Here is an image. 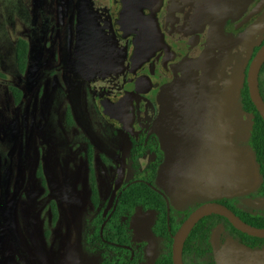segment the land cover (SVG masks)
I'll use <instances>...</instances> for the list:
<instances>
[{
	"label": "rangeland",
	"instance_id": "rangeland-1",
	"mask_svg": "<svg viewBox=\"0 0 264 264\" xmlns=\"http://www.w3.org/2000/svg\"><path fill=\"white\" fill-rule=\"evenodd\" d=\"M258 1L212 0L211 8L235 20ZM109 7L110 0H0V264H104L85 251V232L98 212L90 202L87 144L103 206L127 136L104 118L100 98L128 91L133 52L130 42L110 34ZM209 20L207 33L214 31L205 54L211 65L203 71L201 64L183 63L171 77L161 71L164 77L151 79L154 89L138 99L143 112L136 132L143 128L159 140L164 162L155 188L170 207L191 214L207 203L240 198L238 209L255 217L264 211V199L244 198L256 192L261 176L239 92L251 51L264 39V10L232 39L221 36L220 22ZM19 39L29 49L22 75L15 64ZM10 88L21 93L18 105ZM154 159L148 154L140 167ZM127 179L126 170L123 185ZM154 220L152 213L135 211L132 241L123 246L135 251L132 264H154L164 252L151 233ZM213 247L216 264H264V243L246 249L221 225ZM113 254L121 258L109 264L131 259Z\"/></svg>",
	"mask_w": 264,
	"mask_h": 264
},
{
	"label": "trees",
	"instance_id": "trees-1",
	"mask_svg": "<svg viewBox=\"0 0 264 264\" xmlns=\"http://www.w3.org/2000/svg\"><path fill=\"white\" fill-rule=\"evenodd\" d=\"M262 45H264V39L254 49L248 61L244 72V81L239 92L241 111L245 115H248L251 121L248 147L253 153L259 175L261 176V183L256 192L244 197L250 200L264 199V122L252 104L246 86V73L249 64ZM28 51L27 42L19 39L15 47V64L18 73L21 75L25 73L27 68ZM0 79H5L1 72ZM258 87L260 96L264 102V66L259 74ZM10 92L15 100V104L18 105L21 93L16 88H10ZM66 115L67 123L69 124L71 122L70 111H67ZM125 135L127 136L124 145L127 150L126 170L128 172V182L121 188V195L118 199L116 209L113 211L112 207L108 213V215L110 213L112 214L104 226L102 237L100 236V229L106 220V218H103V212L108 201L103 206L101 205L93 167V147L87 144L86 161L90 185V202L94 210L98 212L94 216L95 220L87 227L85 232V251L90 256H99L100 261L103 260L104 264H109L108 260L116 262L120 260V255L113 254L114 250H118L125 252L128 256H125V258L127 257L128 261L131 257V251L123 246L128 245L132 241L130 223L135 211L140 209L143 212L155 215L151 233L156 239L162 241L164 245V252L157 257L154 264H172V236L190 213L184 214V212L170 207L169 224L167 223L165 199L155 188L159 169L164 162V153L160 150L159 140L153 133L143 128L139 132H136V135H130L126 132ZM148 154L153 155L155 159L142 169L139 161ZM38 177L44 186L45 181L41 170L38 172ZM239 201L240 198L223 199L221 205L231 210L244 223L255 228L264 229V211L260 212L259 216L253 217L238 209ZM52 214L53 219L56 220L57 213L54 204H52ZM220 225L223 229H227L230 235L234 239H237L244 248L249 250L262 249L261 245L264 243V240L248 237L233 229L225 219L218 216H211L200 221L186 240L182 253L183 264H216L213 237L214 232ZM115 241H117V245L119 246L112 244ZM141 251L143 249L139 246L138 252L141 253ZM133 252L134 257L132 262L135 258V251Z\"/></svg>",
	"mask_w": 264,
	"mask_h": 264
},
{
	"label": "water",
	"instance_id": "water-1",
	"mask_svg": "<svg viewBox=\"0 0 264 264\" xmlns=\"http://www.w3.org/2000/svg\"><path fill=\"white\" fill-rule=\"evenodd\" d=\"M151 1L153 2V0H116V2L119 3V18L116 19V31L118 36L122 39L131 36L135 37L133 41L135 52L130 59L127 82L139 89V95L148 94L152 90L153 85L148 77L136 78L137 72L155 56L156 52L165 47L164 36L160 31L155 16L157 4H149ZM142 9L148 12L146 16L141 14ZM263 10L264 0H259L246 17L234 28H242L254 17L260 15ZM195 44L196 40H191L188 43V47H193ZM263 66L264 45H262L255 54L246 73V86L250 100L264 122V102L260 96L258 87L259 74ZM134 103V96L132 94H124L114 98L103 96L100 98V109L104 118L113 127L122 129L126 132H134L139 120ZM126 161L127 150L121 147L120 158L117 162L116 174L111 187V194L103 212V218H106V220L100 229L101 237L104 226L112 214L110 213V215H108V213L112 207L113 211L116 209L118 199L121 195V188L125 180L127 169ZM151 188L155 189L154 187ZM156 191L160 193L158 190ZM162 197L166 202L167 223L169 224L170 204L164 195H162ZM211 216H218L225 219L233 229L248 237L264 240V229L255 228L244 223L231 210L221 204L207 203L199 206L193 211L172 236V264H183L182 253L186 240L200 221ZM126 249L131 251V259L127 263L130 264L133 260V252L129 248Z\"/></svg>",
	"mask_w": 264,
	"mask_h": 264
},
{
	"label": "flooded vegetation",
	"instance_id": "flooded-vegetation-1",
	"mask_svg": "<svg viewBox=\"0 0 264 264\" xmlns=\"http://www.w3.org/2000/svg\"><path fill=\"white\" fill-rule=\"evenodd\" d=\"M98 3L102 5L104 4V6L106 5V3L102 1H98ZM152 3L157 4V7L155 8V16L160 27V31L164 36L165 47L156 52L155 56L148 63L144 64L136 74V78L148 77L150 81L151 79H155L156 75H160L159 78L164 77L161 71H164V73H168L169 76H172V71L181 68L183 63L186 65H192V63L199 65L201 64L203 66V71L204 67L206 68V65H211V58L205 54L208 48L207 38L211 37L210 35L214 31V29H210L209 33H207V24L209 23L210 18L213 20L212 23L216 24V26L219 22L221 23V36L229 34L231 39L235 37V35L248 31L246 29L249 27L252 21L251 20L242 28L235 29L234 27L240 23L250 11L245 16L243 15L244 17L242 16L241 19L228 20L225 19V11H223L221 14L213 13L214 8H211L212 0L210 2L208 0H153V2H149V4ZM118 6L119 3L116 2V0H110L109 14L107 19L110 22V25L109 23H104V26L106 27L109 25L110 34L114 38H117V40L123 43L130 42L133 47V55L135 52V46L133 44L135 37L131 36L129 38L122 39L118 36L116 31V19L119 18ZM206 11L208 12L206 13ZM141 14L146 16L148 12L142 9ZM207 14L209 17H207ZM232 27L234 30L229 32L230 28L232 29ZM191 40H196V44L193 47H188V43ZM253 51L254 49H252L250 55H252ZM98 54L99 53H96L95 56ZM247 61H249V58ZM148 67L149 69L151 68V72L149 71ZM128 71L129 66L127 74ZM223 73L224 71L222 72V75L227 77V75ZM125 85L128 90L127 92H124L123 94L116 93L119 94L117 96H113L111 94H107L106 96L113 98L122 96L124 94H132L134 96V104L135 108L137 109L139 120L136 129L131 133L136 135V131L139 129L138 126L142 121L141 114L143 112V107L138 102V99L146 97L148 94H150L154 89V86L148 94H145V96L139 95V89L127 82V76ZM127 134H130V132L128 131Z\"/></svg>",
	"mask_w": 264,
	"mask_h": 264
}]
</instances>
